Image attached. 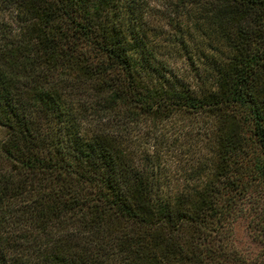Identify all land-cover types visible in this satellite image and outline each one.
Returning <instances> with one entry per match:
<instances>
[{
    "label": "trees",
    "instance_id": "1",
    "mask_svg": "<svg viewBox=\"0 0 264 264\" xmlns=\"http://www.w3.org/2000/svg\"><path fill=\"white\" fill-rule=\"evenodd\" d=\"M146 4L0 0V264H264V0Z\"/></svg>",
    "mask_w": 264,
    "mask_h": 264
},
{
    "label": "rangeland",
    "instance_id": "2",
    "mask_svg": "<svg viewBox=\"0 0 264 264\" xmlns=\"http://www.w3.org/2000/svg\"><path fill=\"white\" fill-rule=\"evenodd\" d=\"M163 1L164 0H147V4L144 6L145 11V18L148 17L152 20L153 25L156 27L162 26V29L168 28L167 24H163L164 18H162L163 14ZM8 19V18H7ZM151 23V22H150ZM161 28V27H160ZM174 52H167L166 55L169 58V61L173 65L174 69L178 71V73H191L193 70L192 67H195V63H191L190 59L187 56L182 54L181 50ZM196 118L192 116L185 117L183 119H177L176 123L184 130H187L193 123ZM204 120V119H203ZM194 126V125H193ZM144 131V130H143ZM194 132H192L193 134ZM198 140V138H197ZM151 139L149 140V143ZM198 142V141H197ZM196 143V141L191 140L189 142V147L191 146L195 149V146H192ZM171 146H167V144L162 145L160 148L162 158L167 159L166 163H170L171 168L176 169L174 170V175L177 176L179 174L177 168L185 163L188 155H184L181 152H175V150L170 148ZM174 153H177L175 155ZM186 156V157H185ZM179 160V161H178ZM232 245L241 253H254L255 248L253 245V237L250 231H248L247 225L245 220L242 218L237 219L234 223H232Z\"/></svg>",
    "mask_w": 264,
    "mask_h": 264
}]
</instances>
